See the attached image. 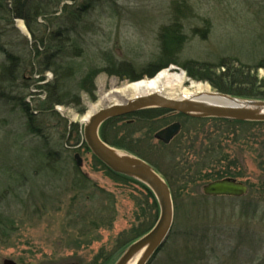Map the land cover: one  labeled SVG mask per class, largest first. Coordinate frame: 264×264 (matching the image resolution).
Here are the masks:
<instances>
[{"label": "rangeland", "instance_id": "obj_1", "mask_svg": "<svg viewBox=\"0 0 264 264\" xmlns=\"http://www.w3.org/2000/svg\"><path fill=\"white\" fill-rule=\"evenodd\" d=\"M7 3L13 4L12 0ZM65 4L69 5L67 10ZM5 7L3 2L1 44L7 52L19 56L21 65L13 81L0 82V264L5 259L17 264H116L130 246L119 249V235L124 238L136 234L151 224L150 207L146 214L143 212L151 202L140 184L108 173L106 164L85 141L83 117L90 105L99 102L102 91L112 89L113 78L121 84L130 81L129 74L145 78L150 65L167 61L162 33L168 28L180 30L185 41L172 54L177 63L162 69L174 66L185 70L183 64L197 62L220 75L224 70L221 65L230 63L235 67L245 65L252 73L257 68L261 78L264 0L52 3L31 18L37 38L45 45L35 43L25 20L11 17ZM20 21L27 31L19 27ZM4 58L5 52L0 51V62ZM44 66L50 68L42 73ZM106 68L122 76L110 75L103 70ZM95 69L101 71L95 78L94 99L83 92L79 102V84ZM68 70L64 91L71 94L65 104L49 108L46 85L61 80L63 71ZM187 77V81L195 80ZM187 81L185 85L189 86ZM195 82L220 92L209 82ZM24 103L33 113L32 122ZM187 116L168 112L155 121L151 136L141 129L129 140L156 161L174 188L171 234L148 264H264V194L260 188L264 164L255 158L261 155L264 159V145L259 149L263 154L255 156L243 141L234 143L230 136L222 141L224 138L216 133L220 124L206 120L213 117L190 116L193 119L187 120ZM176 121L182 124V130L171 143L155 138L158 130ZM112 130L113 139L120 140L123 135L116 136L118 129ZM159 142L168 147H160ZM77 153L81 166L75 158ZM227 155V161L216 163ZM235 155L242 163L241 169H236L242 174L238 179L249 185L244 196H206L203 186L215 179L204 180L205 176L184 185L206 166L225 172ZM19 174L22 181L14 183ZM81 177H87V185ZM78 238L82 241L79 246Z\"/></svg>", "mask_w": 264, "mask_h": 264}, {"label": "trees", "instance_id": "obj_2", "mask_svg": "<svg viewBox=\"0 0 264 264\" xmlns=\"http://www.w3.org/2000/svg\"><path fill=\"white\" fill-rule=\"evenodd\" d=\"M67 1L75 2L76 0H50L51 3L49 4H45L43 0H12L13 4L11 6H8L7 0H1L0 7L2 8V3L5 2L6 3L5 10H7L8 15H10L11 17L24 19L29 31L32 34L35 43L45 45L42 39L37 38L36 32L32 27V23H31V18L33 17L32 14H39L42 13V11L45 12L48 6H50V4L52 3L60 4ZM68 8L69 5L65 4L64 10H67ZM59 37L60 35L56 38ZM162 39L164 42V52H165L164 54L168 57V59L165 63H162L160 66L150 65L146 70V72L148 73L147 74L148 77H153L158 71H160L164 67H167L171 63H177L176 59L172 57V54L176 53V51L181 47L182 43L185 41V36L183 35V33H181L180 30L168 28L165 29V31L162 33ZM35 49L37 52V56H39L40 50L37 44L35 46ZM0 51L5 52V58L0 62V82L13 81L15 72L18 70L19 66L21 65L19 56L6 51L4 45L1 44V36H0ZM47 58L49 57L47 56L46 59ZM182 66L187 71V75L189 77L198 81L209 82L213 86V88L217 89L222 93L230 94L237 97L264 100V76H262L261 78L258 77V74L256 73L257 68L253 69L254 73H252V71L246 70L245 65H241L240 67H235V65L233 64L225 63L221 65V68H223L224 70L220 72V75H216V73H214L215 71H213V69L207 66L206 64L189 62L183 64ZM49 68L50 67L45 68L44 66L41 68V72L43 73L45 70ZM103 70L105 72H108V74L110 75L119 74L118 71L110 68H106ZM100 71H101L100 69L91 70L84 76V78L79 84L80 85L79 94L76 95V98L79 102L83 92L89 93L91 95V98L94 99V91L96 89L95 78ZM68 72L69 70L65 72L63 71V77L61 78V80L57 79L46 85V90L48 92V99L46 100V102L49 108H53L56 104H65L64 102L65 98L70 96L71 92L67 90L64 91V80L67 78L66 73ZM142 77H143L142 75H133V74L127 75V78L130 81H135ZM23 109L27 112L28 119L30 121L33 113L29 105L27 103H24ZM168 112L171 111L163 108H151V109L141 110L126 116L110 118L107 121H105L101 126L100 135L102 139L108 144L113 145L115 147H119L121 149H125L128 152L133 153L136 156L141 157L142 159L150 163L159 173L163 175V177L169 184L174 197V188L171 178L167 176V174L162 172L161 168L156 163V161H153L152 159L146 157L144 152L141 151L140 148H138L134 142L129 141L133 137V135L136 134L137 132H140L141 129H146L147 134L151 136L154 133L153 127L156 124L155 121H157V119H159L161 116H164ZM185 118H187V120L193 119V117L190 116H187ZM206 120H210V122H214V123L216 122V124L218 125L220 124V128L217 129L216 133H220L222 138L224 137L228 138V136L233 137L234 143H240L241 141H243L247 145H250L251 148L253 149V152H255V156L258 154H263L259 149L262 148L261 145H264V121H238V120L215 118V117ZM75 125L77 126V124ZM244 126L247 127L246 131H243ZM112 129H118L116 130L117 131L115 134L116 136L118 134L123 135L120 138V140L113 139ZM262 130L263 132H261ZM227 138H224V140L222 141H225ZM219 143L221 145L223 144V142H219ZM158 145L160 147L162 146L168 147V145H164L161 142H159ZM227 157L228 155L224 156L223 158L219 157L216 163H222L227 161L228 159ZM255 158L258 161H260L261 159L262 161L261 165L264 164L263 156L261 157V155H258ZM240 160H241L240 157L238 155H235L234 159H232V161L229 162L228 164L229 166H227L224 169L225 172L223 173L222 171L217 172L216 169L215 170L210 169L207 166L203 167L201 170L197 171L195 173L196 175H193L190 180L185 181L184 185L188 186L197 183L198 178L204 176H205L204 180H210V179L216 180L224 177H233V178L241 177L242 174L240 172H237L236 170L237 168L240 167L239 165L241 163ZM104 166L112 177L120 179L122 181H133L140 184L145 189L147 193L146 195L149 197V202H151L148 207L143 209L144 214H146L148 212L147 210L150 207L151 209L150 211H152L153 214L151 224L145 230H142L136 234L127 235L124 238H122L123 237L122 235H119L117 241L120 240L122 241L121 245L119 246V249H121L122 247H127L129 244H131L132 242H134L135 240L146 234L149 230H151V228L155 225L156 220L158 219L160 208L154 193L146 184L133 177L116 173L106 165ZM39 168H41V166ZM76 169L79 168L76 166ZM240 169L241 168H239V170ZM16 177L17 179L14 180V183H20L22 181L23 175L19 174ZM81 178H82L81 180L83 181L82 183H84V185H87L88 184L87 177H81ZM82 183L80 182L79 184ZM253 187L254 185H251V189ZM260 188L262 189L261 195H263L264 183L260 185ZM257 192L259 193L260 190H258ZM111 224L112 223H110L109 225ZM77 242L79 246V244L82 241L78 238ZM84 243L86 244L87 242L85 241ZM110 256H111L110 258H112L114 254Z\"/></svg>", "mask_w": 264, "mask_h": 264}, {"label": "water", "instance_id": "obj_3", "mask_svg": "<svg viewBox=\"0 0 264 264\" xmlns=\"http://www.w3.org/2000/svg\"><path fill=\"white\" fill-rule=\"evenodd\" d=\"M170 67L172 66H169V68ZM154 76H156V74ZM187 82L191 85L195 80H188ZM123 85L124 84L121 83L116 86L114 85L110 92L115 90L116 87L123 88L130 84ZM210 94L216 98L222 96L235 101H250L264 104V100L260 99H244L222 92H212ZM217 100L215 102L208 100L197 102L188 99L169 98L160 93L153 92L139 95L125 102L113 103L102 107L84 123V138L93 153L114 172L133 177L146 184L154 193L160 208V214L155 225L146 234L134 241L126 249L116 264H127L132 255L139 250L144 251L137 264H148L171 234L175 218V206L171 188L163 176L141 157L119 154V151L117 152L115 148L102 139L100 135L101 126L110 118L126 116L151 108L168 109L176 113L193 117H215L238 121H264V113H261V111L243 109L237 107V105L228 107L219 102L217 103ZM181 129L182 124L176 121L158 130L155 133V138L165 144H169L179 135ZM75 158L78 165L81 166L82 159L80 154L77 153ZM248 190L249 188L246 183L233 177L216 179L203 186V193L206 196L242 197L248 193ZM4 264L17 263L11 259H5Z\"/></svg>", "mask_w": 264, "mask_h": 264}, {"label": "bare ground", "instance_id": "obj_4", "mask_svg": "<svg viewBox=\"0 0 264 264\" xmlns=\"http://www.w3.org/2000/svg\"><path fill=\"white\" fill-rule=\"evenodd\" d=\"M19 27L23 31H27L26 26L21 21L19 22ZM140 79H138L140 81L135 80L137 82H124L122 84L130 85L123 88L116 87L112 92L102 91L99 102L97 104L90 105L89 110L82 119L83 123H86L89 118L99 110V108L108 106L113 103L125 102L139 95L149 94L153 92L160 93L169 98L188 99L197 102L205 100L215 102L218 99L217 103L219 102L224 106L230 107L233 105H237V107L243 109H252L264 113V104L262 103L250 101H235L222 96H220L219 98L211 96L210 93H212L213 91L208 84L192 82L190 86H186L185 83L188 79L186 71L183 69H178L174 66L170 68L168 67L166 69H161L156 73V76L154 77H145L144 79ZM111 82L113 86L120 84L117 78H113ZM118 153L121 155H125L121 152ZM143 251L144 250H139L135 252L129 259L127 264H137L139 258L142 256Z\"/></svg>", "mask_w": 264, "mask_h": 264}, {"label": "flooded vegetation", "instance_id": "obj_5", "mask_svg": "<svg viewBox=\"0 0 264 264\" xmlns=\"http://www.w3.org/2000/svg\"><path fill=\"white\" fill-rule=\"evenodd\" d=\"M148 74V73H147Z\"/></svg>", "mask_w": 264, "mask_h": 264}]
</instances>
